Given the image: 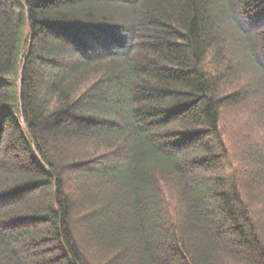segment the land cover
<instances>
[{"label":"trees","instance_id":"obj_1","mask_svg":"<svg viewBox=\"0 0 264 264\" xmlns=\"http://www.w3.org/2000/svg\"><path fill=\"white\" fill-rule=\"evenodd\" d=\"M261 25L264 0H0V264H264V143L227 174L221 128L264 125ZM92 175L146 222L102 235Z\"/></svg>","mask_w":264,"mask_h":264},{"label":"rangeland","instance_id":"obj_2","mask_svg":"<svg viewBox=\"0 0 264 264\" xmlns=\"http://www.w3.org/2000/svg\"><path fill=\"white\" fill-rule=\"evenodd\" d=\"M92 1L94 4H98L99 2H103L104 0H92ZM172 1L174 2L175 0H172ZM256 17H258V18H256ZM256 17H253L252 22H257L260 20L259 16H256ZM263 27H264V25H261L259 27V30H261ZM227 28H228V32H227L226 28L225 29L223 28L224 31L226 32V34L231 33L232 31H231L230 26H227ZM95 37L97 39H100L101 41L108 42V43L110 42L109 38L102 37L100 34L95 35ZM55 44H58L59 46L63 44L62 38L59 37V35L57 37H54V38L52 37L48 41H46V49L51 48L52 46L54 47ZM236 48L237 47H235L234 49H236ZM72 52H74V51L72 50ZM74 53H73L74 56H78L77 53H75V54ZM56 58L62 59V56H60V54H59L56 56ZM234 81H235V79H232L230 82H234ZM236 82H234L233 85L230 86V88L234 87V85L237 84ZM235 88H237V86ZM250 102H253V101H250ZM250 105H251V109H247L245 107L244 108L245 110H240V107H232V108H228L227 110H225L222 114L221 128H222V132L224 135V139H225L226 144H227V149L229 152L228 154L231 157L229 165L226 167L225 173H227V174H232L233 172L235 173V171H233V169H236L237 167L240 166V164L238 165V163H240L239 160L241 158V154H242L243 150L247 149V148H245V146L251 145L254 143L255 144L264 143V125H262V123H260L256 120L255 111L253 109L255 107L252 104H250ZM259 144H258V146H260ZM194 153H195V150H194ZM187 156L189 158V156H191V153H188ZM157 162H160V161L157 160ZM77 176L78 175H74L73 177H76L75 179H77ZM198 178H200L199 175H198ZM77 181L79 183L85 182L87 184L86 185L87 187H92V190H93L94 186H96V188H102L99 192L94 191V193L96 194V197L94 198V200L101 198V196H104L105 197L104 202L107 201L106 204L111 207L112 214L111 215L105 214L106 219L105 220L102 219V220L98 221V222H104L103 226L105 225L104 227L107 230H110L109 232H104V230L100 231L102 235H104L105 233H107L109 235L115 231L121 232L122 231L121 228L127 226V224L129 222H138L140 219H141V222H146L143 220L144 219L143 216L145 214H147V211L143 210V208H140L138 206L139 208L137 210H135L132 207H128V206L124 207V206H120L118 204L119 196H117L116 194H118V193L122 194L124 192V191L120 190L121 188L119 187V185L114 186V183L113 184L106 183L105 185H103V183H99V181H97V179L95 178L94 175L87 177V180H85V178L79 176ZM99 186H101V187H99ZM108 187H110V188L113 187V189H110ZM255 187H257V186H255ZM250 190L252 191L251 204L254 208L255 217H256V219L264 222V196L259 195L258 191L254 190L252 188V185H251ZM119 191H121L122 193ZM111 193H113V194L115 193V194L113 195ZM110 194L113 196H110ZM102 208L105 209V207H101L99 209H102ZM137 211H138V213H137ZM137 218H139V219L137 220ZM195 235H197V234H195ZM118 237H120V236H118ZM122 237H120V240H126L127 239L126 235H124ZM193 240H194L197 247L202 246V242H199L198 237L193 238ZM129 241L132 242L131 240H129ZM116 243H118V245H119V241H116ZM200 249H202V248L200 247ZM200 249L198 248L196 250L197 253L200 252ZM102 253H104V252H100L99 255L101 256ZM199 254L197 256H199ZM200 258H202V257H200ZM200 261H201V259H200Z\"/></svg>","mask_w":264,"mask_h":264}]
</instances>
